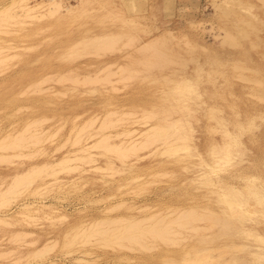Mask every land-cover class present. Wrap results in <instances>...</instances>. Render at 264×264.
Segmentation results:
<instances>
[{"label":"rangeland","instance_id":"374dc122","mask_svg":"<svg viewBox=\"0 0 264 264\" xmlns=\"http://www.w3.org/2000/svg\"><path fill=\"white\" fill-rule=\"evenodd\" d=\"M19 1L0 0V143L39 140L0 144V264H264V0ZM192 207L211 220L171 225L175 244L88 238Z\"/></svg>","mask_w":264,"mask_h":264},{"label":"bare ground","instance_id":"6f19581e","mask_svg":"<svg viewBox=\"0 0 264 264\" xmlns=\"http://www.w3.org/2000/svg\"><path fill=\"white\" fill-rule=\"evenodd\" d=\"M25 1H26V0H25ZM47 1H48L47 4H46L47 7H48V10L46 11L47 14H48V11H51L52 14H53V13H55V12H53V11H58V9L61 8V6H60L61 3H60L58 0H47ZM80 1H81V0H80ZM19 2L21 3L22 1L20 0ZM22 3H23V2H22ZM29 4H31V3H29ZM43 4H44V3H43ZM43 4H41V5H43ZM13 5H15V4H13ZM26 5H27V4H26ZM76 5H77V4H76ZM76 5H75V7H77ZM10 7H11V6H10ZM22 7H24V6H22ZM43 7H44V6H43ZM64 7H65V10H66V9H67L66 6H64ZM8 8H9V6H8ZM35 8H36V6H35ZM44 8H45V7H44ZM6 9H7V8H6ZM6 9L3 10V11H0V15L3 14V13H4V14H3L2 16L6 15L5 13H7V11H8V9H7V10H6ZM21 9H22V8H21ZM31 9H32L31 7H28L27 10H26L27 13H28ZM68 9H69V8H68ZM33 10H34V8H33ZM71 10H72V9H71ZM73 10H74V9H73ZM31 11H32V10H31ZM68 11H69V10H67V12H68ZM51 12H50V13H51ZM41 15H43V14H41ZM41 15H40V16H41ZM31 16H34V15H31ZM0 17H1V16H0ZM26 17H27V16H26ZM28 17H29V16H28ZM96 37H97V36H95V39H97V40L94 39V41H97V42H95V44H98L97 46H99V47H100V46L102 47L103 44L108 43V42L110 41V40L106 41L105 38L103 37L105 42H104V41L99 42L102 36H99L100 39H98L99 37H98V38H96ZM93 38H94V37H93ZM93 38H90V39H93ZM98 40H99V41H98ZM101 40H102V39H101ZM111 42H112V40H111ZM130 42H131V41H130ZM100 43H102V44L100 45ZM109 43H110V42H109ZM152 44H153V43H152ZM106 45H107V44H106ZM108 45H110V44H108ZM153 45H154V44H153ZM153 45H151V46H153ZM154 46H155V45H154ZM99 47H98V48H99ZM103 47H104V46H103ZM105 47H106V46H105ZM107 47H108V46H107ZM156 47H157V45H156ZM153 48H155V47H153ZM0 50H1V49H0ZM154 50H155V49H154ZM152 51H153V50H152ZM155 51H156V50H155ZM0 55H1V54H0ZM1 57H2V55H1ZM1 60H3V57H2ZM1 60H0V62H3V61H1ZM144 60H145V59H144ZM144 60H142V61H144ZM148 60H149V59L146 58L145 61H148ZM145 61H144V63H145ZM149 61H150V60H149ZM150 63H151V64H150ZM144 65H145V64H144ZM146 65L150 66V65H152V62H151V61H150L149 63L146 62ZM124 72H125V71H124ZM122 74H123V73H122ZM122 76H123V75H122ZM125 76H126V75H125ZM130 76H131V74H130ZM123 77H124V76H123ZM126 77H127V76H126ZM119 114H120V113H119ZM108 115H112V114L109 113ZM108 115H107V116H108ZM121 115H122V114H121ZM113 116H114V114H113ZM117 116H118V115H117ZM146 116H147V115H145V117H146ZM108 117H109V116H108ZM104 118H105V120H104ZM104 118H103V121H102L103 123L101 122V125H102L101 128H103V124H107V123L109 122V119H110V117H109V119H108L106 116H105ZM115 118H116V117H115ZM106 119H107V120H106ZM115 120L118 121L119 118H117V119H115ZM120 120H123V119H120ZM120 120H119V121H120ZM104 121H107V123H105ZM110 121H111V120H110ZM119 121H118V122H119ZM165 121L167 122V120H164V122H162V123L165 124V123H166ZM36 122H37V121H35L34 123H36ZM169 122H170V123H169L170 125H174L172 121H169ZM114 123H116V122H114ZM114 123H113V125H114ZM171 123H172V124H171ZM109 124L112 125V122H110ZM109 124H107V125L109 126ZM166 124H168V122H167ZM107 125H104V126H107ZM170 125H166L167 128H166V127H165V128L163 127L164 130H161V131H160L159 129H157V128H154V127H153L154 129L152 128V130H154V131L151 130V127H150V128H147V129H148V131H152V133L150 132V133H151V137L154 136L153 138H154V139L156 138L155 142H158L159 139L161 140L160 137H162V138L164 139V140L162 139L163 141L161 140V142H165L167 139L173 138L172 136H173L177 131L179 132V130H173L172 127H171L170 130H173L175 133H173V134L171 133L172 135L169 133V135H171L170 138H166V136H168V135H167L168 133H165V129H166V132H167V131L169 130V128H170ZM88 126H89V125H88ZM88 126H87V127H88ZM160 126H161L160 129H163V128H162V125H160ZM160 126L158 125V127H160ZM109 127H111V126H109ZM99 128H100V127H99ZM101 128H100V129H101ZM26 129H28V128H26ZM147 129L145 130V133L147 132ZM175 129H177V127H176ZM83 130H84V129H83ZM155 130H156V132H157V133H155L157 137H155V134L153 133V132H155ZM157 130H158V131H157ZM181 130H182V129H181ZM181 130H180V134H183V133L181 132ZM97 131H98V130H97ZM97 131H96V133H97ZM103 131H104V129H103ZM99 132H102V131L99 130ZM99 132H98V133H99ZM127 132H128V131L124 132V133H126L124 136H126V135L129 133V132H128V133H127ZM132 132H133V131H132ZM132 132H130V133H132ZM134 132H135V130H134ZM143 132H144V131H143ZM143 132H142V133H143ZM168 132H169V131H168ZM178 132H177V134L180 135ZM104 133H105V132H104ZM122 133H123V132L120 133V136H121ZM142 133L140 132V134H142ZM145 133H144V134H145ZM19 134H20V135H19ZM19 134H16V137H15V136L12 137V140H11V141H10V139H9V141H7V143H6L7 145L4 144V142H1L0 144L3 143L5 146H8V148H9V145H12V147L10 146L12 149H14V148L17 149V147L20 146L23 142L26 141V144H27V140H28V141H31L30 139H32V136H34V138L36 137L37 140H39L37 134H36L37 136H36V135H32V136L30 137V139H26V140L24 139V138H27L26 135H24V136L22 135V136L24 137V138H23V137H21V133H19ZM33 134H34V133H33ZM107 134H108V133H107ZM109 134H110V133H109ZM140 134H139V135H140ZM146 134H147V133H146ZM146 134H145V136L148 138L150 135L147 136L148 134H147V135H146ZM152 134H154V135H152ZM177 134L174 135V138L177 137ZM17 135H18L19 137H17ZM99 135H101V134L99 133ZM118 135H119V134H118ZM118 135H115V137H117ZM128 135H130V134H128ZM184 135H185V134H184ZM25 136H26V137H25ZM28 136H30V135H28ZM77 136H78V135H77ZM77 136H76V137H77ZM79 136H80V135H79ZM92 136H93V135H92ZM102 136H103V135H102ZM107 136H108V135H107ZM107 136L105 137L106 139H104V140H106L105 143H106L107 140H108L107 138H109V137H107ZM143 136H144V135H143ZM143 136H141V137H143ZM145 136H144V137H145ZM175 136H176V137H175ZM8 137H9V135H8ZM82 137H83V135L81 136V138H82ZM93 137H94V136H93ZM95 137H96V136H95ZM103 137H104V136H103ZM115 137H114V138H115ZM118 137H119V136H118ZM141 137H140V138H141ZM151 137H149V138H150V139H149L150 141H151ZM158 137H159V138H158ZM183 137H184V136H183ZM13 138H14V139H13ZM18 138H19V140H18ZM28 138H29V137H28ZM34 138H33V139H34ZM81 138H80V139H81ZM100 138H101V137H100ZM100 138H99V142L102 143V142L100 141ZM110 138H111V137H110ZM110 138H109V139H110ZM136 138H137V137H136ZM147 138H145L144 140H147ZM165 138H166V140H165ZM178 138H180V136H179ZM178 138L175 139V140L177 141ZM181 138H182V137H181ZM185 138H186V135H185ZM16 139H17L19 142H21V141H23V142H22V143H18V141H16ZM21 139H24V140H21ZM76 139H77V138H76ZM80 139H79V140H80ZM154 139H152V140L154 141ZM157 139H158V141H157ZM182 139H183V138H182ZM6 140H8V139H6ZM6 140H5V141H6ZM13 140H14V141H13ZM37 140L35 139V140H34V141H35L34 143H36ZM97 140H98V139H97ZM97 140L95 139L96 143L93 145L95 148H96V146L98 147L99 145H100V146L102 145V144H100L99 142H98L99 144H97ZM104 140H102V141L104 142ZM121 140H123V139H121ZM175 140H174V142H176ZM179 140H180V139H179ZM15 141H16L19 145H18V144H17V145H14V144H16ZM95 141H94V142H95ZM129 141H131V140H128L127 143H128ZM153 141H151V142L148 141V142L151 143V144H149V143L147 144V143H144L143 141H141V143L143 142L142 145H141V146H140L139 144H138V145H139L141 148H143V147L145 148V145H150V146L153 145V143H154ZM184 141H185V139H184ZM8 142H10V143H8ZM79 142H80V141H78V139L75 141V143H78V144H79ZM122 142H123V141H122ZM159 142H160V141H159ZM166 142H167V141H166ZM171 142H172V141H171ZM171 142H169V143H171ZM34 143H33V144H34ZM105 143H104V144H105ZM107 143H108V142H107ZM107 143H106V144H107ZM118 143L120 144L121 142H118ZM134 143L137 144V143H139V142H138V141H137V142H133V144H134ZM3 144H2V145H3ZM26 144H24V145H26ZM30 144H32V143H30ZM91 144H92V143H91ZM91 144H90L89 146H92ZM96 144H97V145H96ZM104 144H103V145H104ZM133 144H130L132 148H133L134 145H135V144H134V145H133ZM162 144L165 145V143H162ZM167 144H168V143H167ZM22 145H23V144H22ZM22 145H21V146H22ZM24 145H23V146H24ZM117 145H118V144H117ZM130 145H129V148H131ZM132 145H133V146H132ZM143 145H144V146H143ZM0 146H1V145H0ZM5 146H4V147H5ZM15 146H16V147H15ZM21 146H20V148H21ZM83 146H84V145H83ZM89 146H88V147H89ZM93 146H92L91 148H93ZM100 146H99V147H100ZM104 146L106 147V145H104ZM104 146H102V147H104ZM113 146H114V145L110 146V147H112L111 149H113V150H111L110 147H109V145H108V148H109V150H111V152H110L109 150H108L109 152H107L106 149H108V148H100V149H103V151H104V149H105L106 153H112V151H113V152H114V151H115V152H118V151L120 150V149H118V151H117V147L119 148V146H115V147H116V148H115L116 150L114 149ZM120 146H121V145H120ZM139 146H138V147H139ZM168 146H169V145H167V147H168ZM171 146H172V145H171ZM175 146H176V145L172 146V147H173V150H174L175 148H177V147H180V146H176V147H175ZM136 147H137V146H136ZM147 147H149V146H147ZM172 147H169V148L172 149ZM174 147H175V148H174ZM20 148H19V149H20ZM84 148H85V150H86L87 147H84ZM84 148H81V149L83 150ZM126 148H128V147H126ZM126 148H124L125 151L132 150V151H133V154H134L135 151H137V150H135V148H133L134 150H133V149H129V148L126 150ZM149 148H150V147H149ZM169 148H168V149H169ZM19 149H18V150H19ZM97 149H98V148H97ZM124 149H123V147H122V150H120L121 153H120V152L117 153L118 155L120 154V155H119L120 157H124V156H125L124 153H126V157L128 156V155H127L128 152H124ZM138 149H139V148H138ZM166 149H167V148H166ZM168 149H167V150H168ZM177 149H178V148H177ZM18 150H17V151H18ZM88 150H89V149H88ZM152 150H153V149H152ZM86 151H87V150H86ZM115 152H114V153H115ZM122 152H123V155H124V156H122ZM129 152H130V151H129ZM87 153H88V152H87ZM89 154H90V153H89ZM105 155H106V154H105ZM115 155H116V154H115ZM129 155H131V154H129ZM81 156H83V155H81ZM116 156H117V155H116ZM89 157H90V155H89ZM64 158H65V157H64ZM75 158H76V157H75ZM87 158H88V157H87ZM124 158H125V157H124ZM63 160H67V159H63ZM59 161H60V160H59ZM67 161H68V160H67ZM67 161H66L65 163H63V164H66V165H67ZM62 162H64V161H62ZM62 162H61V163H62ZM61 163L59 162V165H60V166H61ZM57 164H58V162H57ZM63 164H62V165H63ZM44 165H45V164H43V166H44ZM51 165H52V164H51ZM51 165H50V167H51ZM111 165H112V164H111ZM34 166H35V165H34ZM48 166H49V165H48ZM48 166H47V169L50 168V167H48ZM57 166H58V165L55 164L53 167H57ZM67 167H68V165H67ZM112 167H113V165H112ZM45 168H46V167L43 168L44 170H43V169H38V172H37V171H36V172H37L38 174H39V173L41 174V173H42V170H43V171H46ZM35 170H37V169L35 168ZM39 170H40V172H39ZM54 171H55V170H54ZM30 172H31V171H30ZM56 172H57V171H55L54 174H55ZM33 173H34V170H32V173H30V174H33ZM37 173H34V174H37ZM44 173H46V172H44ZM52 173H53V172H52ZM52 173H51V174H52ZM25 174H26V173H25ZM27 174H28V173H27ZM27 174H26V175H27ZM38 174H37V175H38ZM26 175H24V176H26ZM52 175H53V174H52ZM24 176L22 175V177L19 176V177H17V178H15V177L13 178V184H12L11 186H12V188H14V186H15L14 191H15V190L17 191V189H18V188H17V187H18L17 185H19V184L22 183V184L20 185V186H22V185L24 184L23 182H29L28 180L31 178L30 175H27V176L29 177V179H28L27 181L25 180L26 177H25V179L23 178ZM39 176H40V175H39ZM37 177H38V176H37ZM33 178H35V177H33ZM24 180H25V181H24ZM33 180H34V179H32V181H33ZM11 182H12V181H10V183H11ZM29 183H31V181H30ZM26 184H27V183H25L24 185L26 186ZM6 185H7V184H6ZM24 185H23V186H24ZM28 185H29V184H28ZM28 185H27V186H28ZM9 187H10V186H9ZM9 187H8V188L6 187L8 190H7V189H6V190L4 189V191H5L4 194L7 195L8 193H7L6 191H8V192H9L8 195H11L10 197H12V195L15 196L14 193L11 194L10 191L13 190V189H9ZM10 188H11V187H10ZM20 188H21V187H20ZM0 191H1V190H0ZM4 191H3V192H4ZM3 192L1 191V193H3ZM1 193H0V194H1ZM6 193H7V194H6ZM17 193L20 194L19 191H17ZM18 194H17V195H18ZM0 196H1V198H2L3 194L0 195ZM4 199H5V198H4ZM0 200H1V199H0ZM5 201H6L5 203L7 204V203H8V202H7L8 200L6 199ZM9 201H10V199H9ZM1 202H2V201H1ZM3 204H4V201H3ZM0 205H1V204H0ZM7 205H8V204H7ZM27 205H28V204H27ZM30 205H31V204H30ZM24 206H25V205H24ZM26 207H27V206H26ZM28 207H29V206H28ZM33 208H34V205H33ZM194 208H195V207H192V209H189V208H188L189 210H187L186 212H183V210H182V211L179 212L180 214L178 213V214L175 215V217H173V218H168V217H167V216L170 214V213H168V212H167V213H168L167 215H165V216L163 215V217H159V218H157V219H159V220L164 219V220H165V221L163 220V221H164V224H163V221H161V222L159 221V224H157V223H158V222H157L158 220H155L154 222L150 223L149 221H151V220H150V219H149V220L145 219V218H144L145 216H143V218H139V219H140V220L142 219V221H144L145 223H146V221H148V222L150 223V224H148V225H145V223L142 224V223H141L142 221H139V219H137L138 221H135V220H132V219H131V221H130V220L128 221V219H127V221H125L126 219H125V220L122 219L123 222H121V220L119 221V220L116 219L118 222H120V223H118L119 225L116 226V227H113V229H112V227L108 228V229L110 230V231H109V230L106 229V228L109 226V223H111L110 221H113V222L115 223L116 220H111V219H110V221H108L109 223L107 222L108 226H107V224H106V221L104 220V223L106 224V228H105L103 225H101L102 227H100V226L98 227L97 225H98L101 221H100L99 223H97L98 221H97V222L95 221L96 224L93 225V224L90 223V224L87 225V227L89 226L88 228L90 229V230H89L90 232H91V231H94V230L97 229V228H98V229H99V228L101 229V231H100V230H95V231L92 233L94 237L90 234V232H89L88 234H90L91 236L88 235V234L85 232V230L82 231V228H83V227H81V229H80V228H77V227H75V228L78 229V230L80 229V231L84 232L83 234L86 233V234L89 236V237L86 236V238H87V237H88V238L91 237V238H94V239H95V238L97 237L96 235H99L98 237L100 238V240H101V237L103 236L104 238H106V237H108V238H114V239L116 240V241H115L116 243H118V241H119V244H120V242H121L122 240H126V242H127L128 244H129L130 242H134L135 245L138 244V243H140V245L138 244L137 246H139V247L143 246V248H145V247L147 248L148 245L146 246V243H145L146 241L144 240V241L142 242L143 238H144L146 235H147V236H150V238L152 237L151 239H153V237H154L155 239H159V238H160V240H162V241H163L164 239H166L165 241L168 240V243H170L169 241L171 240V237H169L170 235H168V234H170V232L172 231V232H171V236H172V234H173V239H174V235H176V234L178 233V229H179V228H178V229H177V233H175V232H176V231H175L176 229L171 228V225L174 224L173 226H175V225L177 224L178 226L176 225V227L181 226V229L183 230L184 228H182V227H185V228L187 227V228H188L189 224H190V226H191V222H192L193 219L197 220V219L199 218V220H202V221L207 220V219H205V217L202 218V213H201V214L196 213L195 210H194ZM22 209H27V208H22ZM22 209H20V211H21ZM30 209H32V208H30ZM198 209H199V208H198ZM28 210H29V208H28ZM36 210H37V207H36ZM201 210H202V209H201ZM24 211H25V210H23V212H24ZM176 211H177V210H176ZM176 211H175V213H176ZM202 211H204V210H202ZM210 211H211V210H210ZM17 212H19V211H17ZM25 212H26V211H25ZM170 212H172V214H174L173 211H170ZM206 212H207V215L210 213V212H208V211H206ZM206 212H204L203 215H206V214H205ZM212 212H213V211H212ZM20 213H21V212H20ZM26 213H27V212H26ZM28 214H29V213H28ZM211 214H213V213H211ZM22 215H23V217H24L26 214L24 215V213H23ZM29 215H30V214H29ZM151 215H152V214H151ZM155 215L158 216L157 213H156V214H153V216H150V217H151V218H154ZM170 215H171V214H170ZM133 216H134V215H133ZM209 216L214 218L213 215H210V214H209ZM209 216H208V217H209ZM20 217H21V216H20ZM109 217H110V216H109ZM109 217H108V218H109ZM121 217H122V216H121ZM150 217L148 216V218H150ZM208 217L206 216V218H208ZM0 218H2V217H0ZM26 218H28V216H27ZM29 218H30V217H29ZM29 218H28V219H29ZM100 218H101V217H100ZM103 218H104V217H103ZM117 218H119V217H117ZM123 218H124V217H123ZM136 218H137V217H136ZM146 218H147V216H146ZM165 218H166V219H165ZM167 218H168V219H167ZM222 218H223V217H222ZM105 219H106V218H105ZM113 219H114V218H113ZM143 219H145V220H143ZM154 219H155V218H154ZM188 219H192V220H188ZM203 219H204V220H203ZM195 220H193V222H194ZM209 220H211V219L209 218L207 221H209ZM213 220H214V219H213ZM102 221H103V220H102ZM117 221H116V222H117ZM152 221H153V219H152ZM188 221H189V222L191 221V222L189 223ZM92 222H93V221H92ZM156 222H157V223H156ZM187 222L189 223L188 226H187ZM195 222H199V221L197 220V221H195ZM93 223H94V222H93ZM114 223H111L110 226H111L112 224L115 225ZM212 223L214 224L213 221H212ZM212 223H211V224H212ZM85 224H86V223H85ZM85 224H84V225H85ZM100 224H102V222H101ZM100 224H99V225H100ZM184 224H185L186 226H184ZM194 224H195V223H194ZM116 225H117V223H116ZM143 225H145V226H143ZM77 226H78V225H77ZM82 226H83V225H82ZM96 226H97V227H96ZM173 226H172V227H173ZM190 226H189V227H190ZM195 226H197V225H195ZM195 226H194V228L196 229ZM78 227H79V226H78ZM87 227H85V228H87ZM95 227H96V228H95ZM103 227L105 228L104 230H102ZM199 227H200V226H199ZM85 228H83V229H85ZM88 228H87V229H88ZM170 228L172 229L171 231H169ZM194 228H192V229L195 230ZM73 229H74V228H72V230H73ZM87 229H86V230H87ZM181 229H180V231H181ZM189 229H191V227H190ZM192 229H191V231H192ZM76 231H77V230H76ZM97 231H98V232L100 231L99 233L102 234V235H100ZM82 232H79L78 235L82 234ZM95 232H96V233H95ZM193 232H194V231H193ZM70 233H71V232H70ZM180 233H181V232H180ZM178 234H179V233H178ZM187 234H188V233H187ZM67 235H68V234H67ZM78 235H77V237H78ZM179 235H180V234H179ZM179 235H177V236H179ZM68 236H69V235H68ZM73 236H75V235H73ZM80 236H81V235H80ZM156 237H158V238H156ZM68 238H69V237H68ZM70 238H72V237H70ZM74 238H75V240L77 239L76 237H74ZM74 238H73V239H74ZM86 238H85V241L89 240L88 238H87V239H86ZM108 238H107V239H108ZM147 238H148V237H147ZM81 239H83V238L81 237ZM81 239H80V240H81ZM97 239H98V238H97ZM114 239L111 240V241L113 242ZM145 239H146V237H145ZM100 240H94V241L97 243V241L100 242ZM146 240H147V239H146ZM175 240H176V237H175ZM71 241H72V240H71ZM81 241H82V240H81ZM81 241H78V242H81ZM83 241H84V240H83ZM101 241H102V242L99 244V246H100L103 242H106L105 244H107V242H108V240L106 241L105 239H104V240H101ZM111 241H110V243H111ZM148 241H149V240H148ZM155 241H156V240H155ZM171 241H173V240H171ZM176 241H177V240H176ZM88 242L90 243V241H88ZM88 242H87V243H88ZM115 242H114V243H115ZM150 242H151V240L149 241V243H150ZM163 242H164V241H163ZM177 242H178V241H177ZM177 242H176V243H177ZM82 243H84V242H82ZM116 243H115V246L117 247V245H119V244L116 245ZM143 243H144V244H143ZM149 243H147V244H149ZM153 243H154V242H153ZM153 243H151V246H153V245H152ZM165 243H166V242H165ZM173 243H174V241H173ZM173 243H172V244H173ZM105 244L103 243L101 246L103 247V245H105ZM121 244L123 245L124 243L121 242ZM141 244H142V245H141ZM166 244H167V243H166ZM174 244H175V243H174ZM107 245H108V244H107ZM113 245H114V244H113ZM122 245H121V247H122ZM131 245H132V244H131ZM170 245H171V243H170ZM105 246H106V245H105ZM105 246H104V247H105ZM108 246H109V245H108ZM110 246H111V245H110ZM124 246H125L124 249H127L126 245H124ZM129 246H130V244H129ZM129 246H128V249L132 248V247H129ZM215 246H216V245H215ZM50 247H52V246H51V243H50ZM50 247H49V249H50ZM211 247H212V246H211ZM218 247H219V246H218ZM42 248H45V250H42L43 252H44V251L47 252V249H46L45 246H43ZM47 248H48V247H47ZM117 248H119V247H117ZM141 248H142V247H141ZM195 248H196V247H195ZM195 248H194V249H195ZM49 249H48V250H49ZM128 249H127V250H128ZM211 249H212V248H211ZM205 250H206V249H205ZM39 251H41V250H39ZM42 251H41V252H42ZM196 251H197V250H196ZM216 251H217V250H216ZM197 252H199V251H197ZM203 252H204V251H203ZM193 253H194V252H193ZM206 253H207V251H206ZM185 254H186V252H185ZM200 254H201V253H200ZM188 255H189V253H188ZM201 255H202V254H201ZM209 255H210V254H209ZM186 256H187V254H186ZM201 257L203 258V256H200V258H201ZM210 257H212V256H210ZM190 258H191V257H190ZM198 258H199V256H198ZM196 259H197V258H196ZM205 259H206V258H205ZM205 259H204V260H205ZM186 260H188V259H186ZM189 260H190V259H189ZM205 262H206V261H205ZM172 264H174V263H172ZM175 264H176V263H175ZM181 264H182V263H181Z\"/></svg>","mask_w":264,"mask_h":264}]
</instances>
